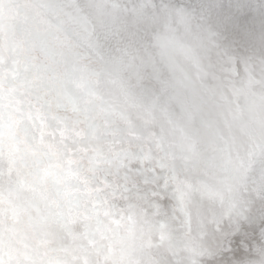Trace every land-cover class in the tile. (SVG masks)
Listing matches in <instances>:
<instances>
[{
  "label": "clouds",
  "instance_id": "9594fccd",
  "mask_svg": "<svg viewBox=\"0 0 264 264\" xmlns=\"http://www.w3.org/2000/svg\"><path fill=\"white\" fill-rule=\"evenodd\" d=\"M0 264H264V0H0Z\"/></svg>",
  "mask_w": 264,
  "mask_h": 264
}]
</instances>
